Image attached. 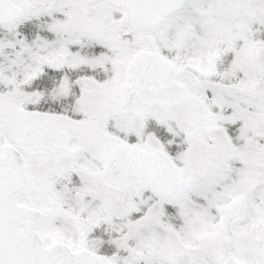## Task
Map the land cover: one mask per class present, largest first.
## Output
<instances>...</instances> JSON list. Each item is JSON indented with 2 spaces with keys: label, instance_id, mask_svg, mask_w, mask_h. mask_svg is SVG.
<instances>
[{
  "label": "snow or ice",
  "instance_id": "obj_1",
  "mask_svg": "<svg viewBox=\"0 0 264 264\" xmlns=\"http://www.w3.org/2000/svg\"><path fill=\"white\" fill-rule=\"evenodd\" d=\"M0 264H264V0H0Z\"/></svg>",
  "mask_w": 264,
  "mask_h": 264
}]
</instances>
